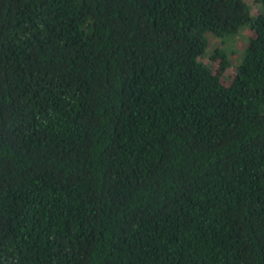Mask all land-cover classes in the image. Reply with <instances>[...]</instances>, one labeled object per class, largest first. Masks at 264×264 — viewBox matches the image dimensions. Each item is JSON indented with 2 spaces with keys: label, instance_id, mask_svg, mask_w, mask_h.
<instances>
[{
  "label": "trees",
  "instance_id": "obj_1",
  "mask_svg": "<svg viewBox=\"0 0 264 264\" xmlns=\"http://www.w3.org/2000/svg\"><path fill=\"white\" fill-rule=\"evenodd\" d=\"M254 1L0 0V264H264Z\"/></svg>",
  "mask_w": 264,
  "mask_h": 264
},
{
  "label": "rangeland",
  "instance_id": "obj_2",
  "mask_svg": "<svg viewBox=\"0 0 264 264\" xmlns=\"http://www.w3.org/2000/svg\"><path fill=\"white\" fill-rule=\"evenodd\" d=\"M247 2H248V4L251 6L253 13H257V12H259L260 5H259L256 1H254V0H247ZM251 35H252V34H251L249 31L245 30V31L241 32V33L239 34V36H238L237 38H235V40L231 43V44H233L234 49H235V51H236L237 53H240V52L243 50V48L245 47V45H246V43H247L248 38H249ZM219 41H220V40H219ZM216 42H217V41H215V42H213V43L216 44ZM228 51L231 52V50H229V49H228ZM236 56L238 57L239 55L236 54V55H235V58H236ZM206 62L209 63V59H207ZM218 64H219V62L217 63V65H218ZM234 72H235V69H234V68H230V69H228V71L226 72V74H225V76H224L223 78H224V79H227L228 77H232L233 74H234ZM226 83H227V82H226ZM227 84H228V83H227Z\"/></svg>",
  "mask_w": 264,
  "mask_h": 264
}]
</instances>
